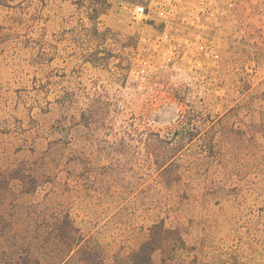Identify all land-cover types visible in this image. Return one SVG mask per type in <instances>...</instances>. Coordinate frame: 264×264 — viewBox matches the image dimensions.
Wrapping results in <instances>:
<instances>
[{"label":"rangeland","instance_id":"obj_1","mask_svg":"<svg viewBox=\"0 0 264 264\" xmlns=\"http://www.w3.org/2000/svg\"><path fill=\"white\" fill-rule=\"evenodd\" d=\"M131 3L0 0V264H264V24Z\"/></svg>","mask_w":264,"mask_h":264},{"label":"built area","instance_id":"obj_2","mask_svg":"<svg viewBox=\"0 0 264 264\" xmlns=\"http://www.w3.org/2000/svg\"><path fill=\"white\" fill-rule=\"evenodd\" d=\"M131 7L133 20L163 28L159 42L174 43L169 50L181 61L189 59L191 45L198 42L206 44L207 56L216 57L211 44L215 30L224 25L250 34L252 26L264 24V0H132ZM170 56L164 58L173 62Z\"/></svg>","mask_w":264,"mask_h":264},{"label":"trees","instance_id":"obj_3","mask_svg":"<svg viewBox=\"0 0 264 264\" xmlns=\"http://www.w3.org/2000/svg\"><path fill=\"white\" fill-rule=\"evenodd\" d=\"M141 256H142V252H141V251L136 252V253L134 254V257L136 258V260H138ZM134 264H138V263L136 262V263H134Z\"/></svg>","mask_w":264,"mask_h":264}]
</instances>
